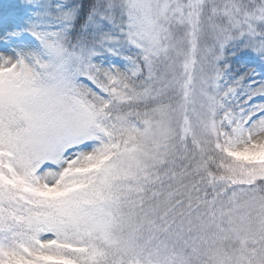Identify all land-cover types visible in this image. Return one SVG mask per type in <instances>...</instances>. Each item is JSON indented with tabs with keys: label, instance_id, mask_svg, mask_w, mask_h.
Wrapping results in <instances>:
<instances>
[{
	"label": "snow or ice",
	"instance_id": "6c2138e0",
	"mask_svg": "<svg viewBox=\"0 0 264 264\" xmlns=\"http://www.w3.org/2000/svg\"><path fill=\"white\" fill-rule=\"evenodd\" d=\"M0 264H264V0H0Z\"/></svg>",
	"mask_w": 264,
	"mask_h": 264
}]
</instances>
